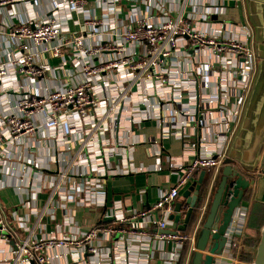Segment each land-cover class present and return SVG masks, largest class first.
I'll return each instance as SVG.
<instances>
[{
	"label": "crops",
	"instance_id": "crops-1",
	"mask_svg": "<svg viewBox=\"0 0 264 264\" xmlns=\"http://www.w3.org/2000/svg\"><path fill=\"white\" fill-rule=\"evenodd\" d=\"M84 1L82 7L77 8L69 5V0H9L0 5V64L8 62L9 65V74L0 81V130L5 115L12 112L9 107H13L27 89L43 95L53 89L63 90L75 85L81 77V60L74 56L73 49L66 47L63 55L56 58L33 46L36 65L47 67L42 76L22 73L9 63L20 50V41L11 34L12 29L33 18L56 14L63 26V35L82 34L86 43L98 45L121 40L124 29L141 19L159 23L182 14L187 23H193L201 32L215 36L219 41L242 40L255 50L256 58L253 66L243 68L239 63L237 67L232 64L229 52L219 54L213 47L192 48L190 40L184 38L181 44L185 48H178L172 59L153 70L155 73L166 68L164 91L168 98L172 97L169 83L183 79L186 86L183 98L176 101L159 99L158 80L153 75L145 81L151 88L146 94L147 102L134 106L140 110L136 113L142 119L139 124L129 120L133 107L129 98L124 107L120 105L115 111L110 109L111 91L131 82L128 83L126 76L119 77L115 68L102 72L98 94L102 104L92 108L86 119L70 112L61 115L55 127H48L46 112L36 113L37 131L23 135L19 141L6 142L0 151V205L12 227L11 232L22 238L32 230L36 237L48 239L84 233L97 227L103 230L114 227L115 234L109 236L103 231L96 240L108 260L112 248L120 244L130 247L123 255L127 264H164L169 244L156 234L175 229L171 225L170 230L158 228L153 223L155 213L152 212L131 220L121 221V218L140 208L151 207L161 194L176 185L182 167L188 166L195 156L214 155L222 150L226 154L225 160L231 157V164L241 169L245 181H250L251 198L241 203L246 208L244 214L240 213L246 220L242 238L254 237L262 226L261 234L264 226V121L260 120L263 97L245 119L244 113L262 61L258 46L264 42L261 14L264 1ZM90 19L96 21L88 23ZM128 49L142 52L144 46H128ZM115 55L114 51L108 50L92 62L96 63L100 58L113 59ZM126 72L129 76L136 74L133 69ZM139 83L143 86L144 80L136 81L132 91L138 89ZM102 114H108L106 124L109 127L107 130L98 128L92 140L90 124L98 123ZM143 115L146 117L142 118ZM187 121H190L189 125L183 128L189 136L182 137L177 128L172 127L183 131L180 125ZM119 136L122 142L118 140ZM191 143L195 145L193 150L189 148ZM225 160L219 170H215L203 204L206 205L205 212L202 215L200 212L192 230L189 229V233L197 229V237L228 165ZM201 172L195 175V181L198 182ZM84 186L88 191L81 192ZM187 188L175 201L183 203L182 218L189 208L183 196ZM86 197L95 198L97 203L84 204L81 200ZM156 215L158 219L164 216L160 211ZM15 239L10 237L9 242L0 247L3 264H12ZM147 241L149 246L144 248L143 242ZM186 250L185 264H191L194 251ZM56 252L67 254V257H51L54 263L91 264L87 254H80V259L75 260L68 255L67 248H51L48 255ZM229 263L230 258L225 252L217 264Z\"/></svg>",
	"mask_w": 264,
	"mask_h": 264
},
{
	"label": "built area",
	"instance_id": "built-area-1",
	"mask_svg": "<svg viewBox=\"0 0 264 264\" xmlns=\"http://www.w3.org/2000/svg\"><path fill=\"white\" fill-rule=\"evenodd\" d=\"M7 1L9 0H0V5L5 4ZM84 2V0H69V5L77 8L82 7ZM95 21L94 19H90L88 23ZM63 30L60 19L56 14L44 18H33V20L18 24L12 29L11 34L17 36L20 41V50L9 63L17 66L20 72L29 73L32 76H42L44 71L47 70L45 66L36 65L33 46L40 47L43 52H48L56 58L63 55V48L66 47L73 49L74 56L81 60V77L75 85L63 90L53 89L43 95L36 93L31 88L27 89V92L17 99L16 104L13 107H9V109H12V112L5 115V120L0 130V151L6 142L19 141L23 135H30L37 131L36 113L46 112L48 115L46 125L48 127H55L61 115H66L70 112H75L83 119H86L92 108L99 107L102 104L98 97L102 83L99 78L102 72L108 69H117L119 77L123 78L126 76L125 78L128 83L131 81L126 87L123 86L119 90L115 88L111 91L113 101L110 109L111 111H115L120 105L124 107L126 99L129 98V101L133 105L129 120L133 124H139L142 120L136 115L137 112H140L139 108L135 109L134 106H137L141 102H147L148 98L146 94L151 91V88L145 81L153 75L158 80L157 93L159 99L163 101L173 99L176 101L183 98L184 91L186 90L183 79H174L169 83L168 86L171 88L172 97L168 98L165 96L164 91L167 73L166 68H161L160 71L155 73L153 70L164 66L167 60L172 59L178 48H185L184 44H181V40L184 38H188V41L190 40L189 43L190 46H193L192 48L195 46L213 47L219 54L229 52V58L232 64L237 67H239V63L243 68L253 66L256 58L255 50L250 48L242 40L229 38L219 41L215 36L201 32L193 23H187L182 14L174 18H167L159 23H153L148 19H141L135 25L127 26L124 29L121 40H114L111 43H100L98 45L86 43L85 37L82 34L65 36L63 35ZM139 45L144 46L142 52H136L135 49L132 52L128 51V46L134 48ZM108 50L115 52V58L108 60L100 58V61L96 63L92 62L93 58H98L99 55ZM7 63L2 62L0 64V81L9 74V65ZM128 69H133L136 74L134 73L131 76L127 75L126 70ZM141 80H144L143 86L139 83L138 89L132 91V87L136 85V81ZM108 117V114H102L98 123L90 124L93 129L91 134L92 140L97 134L96 130L98 128L100 130L108 129L109 126L106 124ZM145 117V115L142 116V118ZM88 123L91 122H87L86 124ZM189 123L190 121H187L180 125V127L188 126ZM172 128H177L176 130H178L179 135L182 137L189 136L184 131L185 128H183V131L182 129L179 130L178 127ZM118 140L122 142L120 136ZM194 146L193 143L189 144V148L192 150ZM225 157V151L222 150L219 152L216 151L214 155L201 154L195 156L188 166L182 167L180 178L175 186L161 194L159 199L151 207L135 210L134 213H131L126 218H121V221L146 217L152 212L155 213L153 223L161 230H170L169 226H172L173 222L169 219V216L174 212L175 201L181 196L183 189L196 182L194 180L195 172L208 167H214L218 171L223 165ZM80 191L86 192L88 190L84 186ZM81 201L86 205L97 203L96 199L91 197L83 198ZM205 210L206 205L202 207L201 215ZM158 211L164 215L160 219L156 215ZM237 211L232 217L231 225L227 233V247L224 251V253H228L230 258L229 264L237 263L236 249L243 240L242 237L245 232L246 220L244 215L243 217L240 216V213L244 214L246 208L239 206ZM116 219L119 220L120 218L116 216ZM11 230L12 227L5 210L0 205V247L3 244H7L10 237L16 238V249L12 251V264H57L51 260V257H67V254H60L58 252L49 256L48 250L51 248H67L68 255L75 258V260L80 259V254H87L91 264H127L123 261V255L129 252V246L123 247L120 244L115 245V247L112 246L111 258L108 260L103 256L104 254L97 244L96 240L99 233L104 231L107 235L111 236L117 231L114 227H109L104 230L103 228L97 227L84 233L51 236L48 239L36 237L32 234V230L20 238L16 233H12ZM196 232L197 229L193 233L170 230L156 234V237L169 244L168 253L166 252L165 256L167 259H164L163 263L178 264L185 248L189 251H195L197 242ZM143 245H145L143 246L144 248H148V241L143 242ZM224 253L217 258L222 257ZM0 264H3L1 259Z\"/></svg>",
	"mask_w": 264,
	"mask_h": 264
},
{
	"label": "water",
	"instance_id": "water-1",
	"mask_svg": "<svg viewBox=\"0 0 264 264\" xmlns=\"http://www.w3.org/2000/svg\"><path fill=\"white\" fill-rule=\"evenodd\" d=\"M261 14L264 23V4L261 7ZM258 54L262 61L259 64L256 80L247 102L244 119L249 112L253 111L263 97L260 120L264 121V42L259 43ZM230 158L225 160L228 165L223 170V175L214 193L206 219L198 233L196 250L193 253L191 264H217L219 259L217 257L222 255L227 247V233L232 217L238 207L242 205L241 203L246 200L244 194L250 187V181H245L244 173L240 168H236L231 164L232 160ZM205 173L206 170H203L198 182H194L183 192V196L187 199V204L189 205L185 218L181 217L183 203L179 201L174 204V212L170 214L169 219L173 222L172 227L175 230H187L197 205ZM252 264H264V226L261 230L260 242Z\"/></svg>",
	"mask_w": 264,
	"mask_h": 264
},
{
	"label": "trees",
	"instance_id": "trees-1",
	"mask_svg": "<svg viewBox=\"0 0 264 264\" xmlns=\"http://www.w3.org/2000/svg\"><path fill=\"white\" fill-rule=\"evenodd\" d=\"M202 170H207V174H206V176H205V178L203 180L202 188H201L198 200H197V205H196V207L194 209L193 215H192L190 223L188 225V227H189L188 231H185L187 233H189V231L192 230V227L194 226L195 222L198 220V217L200 215L202 206H203V204L205 202V199H206V196H207V192H208L209 186H210V184L212 182V179H213V176H214V173H215L216 169L214 167H208V168H205V169H199V170H197L195 172V175L198 176L199 173ZM251 195H252V190L250 188H248L245 191L244 198L246 200H248L249 198H251ZM261 227L258 228L259 229L257 231L258 234H256L254 237L253 236H248V237L245 236L243 238L242 244H243L244 247L242 248V252H241V255H240V258H241V260L243 262L252 263L254 261L255 256H256V252H257V247L259 245L260 238H261V234H260ZM186 256H187V250L185 248V250L181 254V257H180V260H179L178 264H185Z\"/></svg>",
	"mask_w": 264,
	"mask_h": 264
},
{
	"label": "rangeland",
	"instance_id": "rangeland-1",
	"mask_svg": "<svg viewBox=\"0 0 264 264\" xmlns=\"http://www.w3.org/2000/svg\"><path fill=\"white\" fill-rule=\"evenodd\" d=\"M243 244H242V241L240 242V245L237 247L236 249V254H237V263L235 264H252V263H246V262H243L240 258V255H241V252H242V248H243Z\"/></svg>",
	"mask_w": 264,
	"mask_h": 264
}]
</instances>
